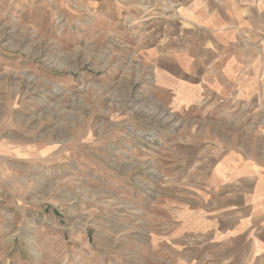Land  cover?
<instances>
[{
	"label": "rangeland",
	"instance_id": "obj_1",
	"mask_svg": "<svg viewBox=\"0 0 264 264\" xmlns=\"http://www.w3.org/2000/svg\"><path fill=\"white\" fill-rule=\"evenodd\" d=\"M225 1L0 0V264H202L220 253H202L206 235L181 216L197 214V183L215 174L190 132L227 118L209 105L216 123L204 126L178 108L154 59L160 41L187 32L186 10ZM229 1L242 29L252 1L264 44V0ZM258 112L263 129V103Z\"/></svg>",
	"mask_w": 264,
	"mask_h": 264
},
{
	"label": "crops",
	"instance_id": "obj_2",
	"mask_svg": "<svg viewBox=\"0 0 264 264\" xmlns=\"http://www.w3.org/2000/svg\"><path fill=\"white\" fill-rule=\"evenodd\" d=\"M225 3L208 11L185 9L187 32L158 44L156 83L178 108L195 109L200 125L216 123L206 116L209 105L218 108L214 115L227 118L225 128L213 124V129L190 132L192 141L208 146L214 159L215 174L208 182L197 183V214L185 210L181 216L200 236L206 235L202 253L220 252L206 263L260 264L264 150L257 141L264 128L256 121L264 104V44L257 45L252 1L245 4L244 29L238 6Z\"/></svg>",
	"mask_w": 264,
	"mask_h": 264
}]
</instances>
